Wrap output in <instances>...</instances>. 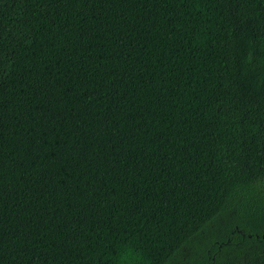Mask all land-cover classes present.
<instances>
[{
    "label": "trees",
    "instance_id": "1",
    "mask_svg": "<svg viewBox=\"0 0 264 264\" xmlns=\"http://www.w3.org/2000/svg\"><path fill=\"white\" fill-rule=\"evenodd\" d=\"M233 206L192 264H264V0H0V264H172Z\"/></svg>",
    "mask_w": 264,
    "mask_h": 264
},
{
    "label": "rangeland",
    "instance_id": "2",
    "mask_svg": "<svg viewBox=\"0 0 264 264\" xmlns=\"http://www.w3.org/2000/svg\"><path fill=\"white\" fill-rule=\"evenodd\" d=\"M238 215V207L233 206L225 214L218 216V218L211 223L209 231L202 235L199 243L196 246L190 245L184 247L172 261V264H192L194 261L202 259V256L205 252H213V245H217L222 242L221 237L223 235L225 236L229 226V230H232V228L234 231L239 229V227L236 225L240 221ZM217 234H219V237ZM231 242H234L233 244H235V248L239 243L236 238L232 239ZM233 252V250L229 248L224 249L223 247V249L220 251L215 252L214 256H216L217 260L220 261L219 264H234L238 262V258H232Z\"/></svg>",
    "mask_w": 264,
    "mask_h": 264
}]
</instances>
